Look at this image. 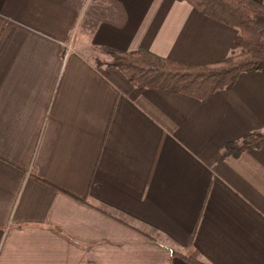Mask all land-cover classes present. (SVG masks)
Listing matches in <instances>:
<instances>
[{
  "label": "crops",
  "instance_id": "0c3cea01",
  "mask_svg": "<svg viewBox=\"0 0 264 264\" xmlns=\"http://www.w3.org/2000/svg\"><path fill=\"white\" fill-rule=\"evenodd\" d=\"M237 35L184 0H0V264H264V148L222 152L264 132V74L200 102L90 57Z\"/></svg>",
  "mask_w": 264,
  "mask_h": 264
},
{
  "label": "trees",
  "instance_id": "16d2710c",
  "mask_svg": "<svg viewBox=\"0 0 264 264\" xmlns=\"http://www.w3.org/2000/svg\"><path fill=\"white\" fill-rule=\"evenodd\" d=\"M184 1L201 15L238 31L226 59L205 65H183L145 49L130 52L100 49L110 58L106 66L116 68L136 89L166 90L200 102L232 88L241 74H264V5L251 0ZM261 148L264 132L256 131L227 144L222 152L224 156L235 157ZM193 264L200 263L193 261Z\"/></svg>",
  "mask_w": 264,
  "mask_h": 264
},
{
  "label": "rangeland",
  "instance_id": "374dc122",
  "mask_svg": "<svg viewBox=\"0 0 264 264\" xmlns=\"http://www.w3.org/2000/svg\"><path fill=\"white\" fill-rule=\"evenodd\" d=\"M68 52L70 51V48L68 46ZM99 51V52H98ZM95 51L92 56H90L92 59L93 64H95L98 67H103L106 66L107 63L110 61V58L108 55H104V53H102L100 50ZM68 52L65 53V55L67 56Z\"/></svg>",
  "mask_w": 264,
  "mask_h": 264
},
{
  "label": "built area",
  "instance_id": "2783aa9c",
  "mask_svg": "<svg viewBox=\"0 0 264 264\" xmlns=\"http://www.w3.org/2000/svg\"><path fill=\"white\" fill-rule=\"evenodd\" d=\"M67 50H68V48H66V50H65V51H66V52H68Z\"/></svg>",
  "mask_w": 264,
  "mask_h": 264
}]
</instances>
